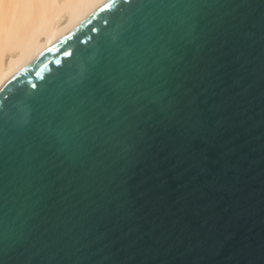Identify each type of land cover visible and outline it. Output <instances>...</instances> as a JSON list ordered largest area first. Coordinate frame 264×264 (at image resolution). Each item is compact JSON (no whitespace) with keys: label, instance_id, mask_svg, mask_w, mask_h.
<instances>
[{"label":"water","instance_id":"1","mask_svg":"<svg viewBox=\"0 0 264 264\" xmlns=\"http://www.w3.org/2000/svg\"><path fill=\"white\" fill-rule=\"evenodd\" d=\"M0 264H264V0H105L0 87Z\"/></svg>","mask_w":264,"mask_h":264},{"label":"bare ground","instance_id":"2","mask_svg":"<svg viewBox=\"0 0 264 264\" xmlns=\"http://www.w3.org/2000/svg\"><path fill=\"white\" fill-rule=\"evenodd\" d=\"M105 0H0V87Z\"/></svg>","mask_w":264,"mask_h":264}]
</instances>
